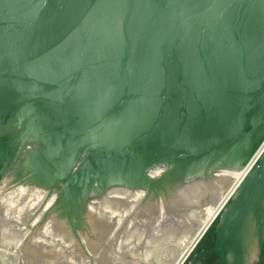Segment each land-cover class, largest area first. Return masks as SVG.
<instances>
[{"label":"water","instance_id":"water-1","mask_svg":"<svg viewBox=\"0 0 264 264\" xmlns=\"http://www.w3.org/2000/svg\"><path fill=\"white\" fill-rule=\"evenodd\" d=\"M263 140L264 0H0V264H174ZM187 256L264 264V150Z\"/></svg>","mask_w":264,"mask_h":264},{"label":"flooded vegetation","instance_id":"flooded-vegetation-1","mask_svg":"<svg viewBox=\"0 0 264 264\" xmlns=\"http://www.w3.org/2000/svg\"><path fill=\"white\" fill-rule=\"evenodd\" d=\"M14 137L15 136H13L12 139ZM33 138L36 139L39 142L42 141V139H39L38 135H31L30 133L29 134H25L22 139H20V138H17L16 139L15 138L16 141L14 143H12V145H14L17 148L16 154H15V158H13L11 160H6L4 164H11V168L14 167V169H15V167L16 168H19L21 165L26 166L27 168H28L29 165H32L34 163L33 159H30L29 160L30 163H26L25 161L27 160V158H25V159L24 158L23 159L22 158L16 159V155H17V152L24 145L23 144L24 143V140H28L29 141V140H32ZM34 144L35 145H32V143H30L29 149L30 148L32 149L34 147L41 148V146H38L39 143H34ZM41 145H42V143H41ZM32 146H34V147H32ZM45 147H47V146H45ZM29 157H31V155ZM32 167H33V165H32ZM169 185L171 186V184H169ZM31 186H35V185L32 184V183H30V178H28V176L26 174L22 176L20 174H14L13 175L12 173H10L8 175L3 176V178L1 177L0 178V213L3 212V216H4L5 211L9 210L10 211V214H8L9 215L8 218H12V219L13 218H16V216H15V215H17L16 214V211H20L21 213H23V212L26 213V209H23V208H25V205H23V203H26L27 202L26 205L30 204L34 200V198L36 197V194H37V193L33 194V192H35V190L32 189ZM27 188H29V189H27ZM40 193H43V196H44L43 198H45L46 195H47L46 193H44L42 191H40ZM26 199H28V201L25 202L24 200H26ZM7 200L8 201H11V204L10 205L6 204V201ZM14 205H15V207H14ZM39 205H40V202L37 204L36 209L33 208V210H32L33 212H30V213H34V214L35 213H38L37 211H39L40 208L42 207V206L39 207ZM8 208H10V209H8ZM38 218H40V217L39 216L35 217V220L31 221V223L33 225L36 224L37 222L35 223L34 221H37V220L39 221ZM6 220H7V218H6ZM27 227H31L30 224H27ZM191 243L192 242L190 241V243L187 245L186 249L189 247V245ZM186 249H185V251H186Z\"/></svg>","mask_w":264,"mask_h":264},{"label":"bare ground","instance_id":"bare-ground-1","mask_svg":"<svg viewBox=\"0 0 264 264\" xmlns=\"http://www.w3.org/2000/svg\"><path fill=\"white\" fill-rule=\"evenodd\" d=\"M264 150V143L261 145V147L259 148V150L255 153V155L252 157L251 161L249 162V165L247 167H245L239 174V176L234 180V183L230 186V188L226 191V193L224 194L223 198L218 202V204L216 205V207L213 209V211L211 212V214L208 216V218L206 219L205 223L203 224V226L198 230V232L195 234V236L198 234L197 238L203 233V231L209 226V224L212 222L213 218L215 216L218 215V213L221 211V209L224 207V205L226 204V202L229 200V198L231 197V195L234 193V191L236 190L238 184L240 183V181L243 179V177H245V175L249 172L252 164L257 160L259 154L262 153V151ZM194 236V238H195ZM193 239L191 240V244L189 245V247L187 248V250L184 252V255L180 258V260H178L177 263L175 264H181L182 261L187 257V255L189 254V252L192 250L195 241L197 240Z\"/></svg>","mask_w":264,"mask_h":264},{"label":"rangeland","instance_id":"rangeland-1","mask_svg":"<svg viewBox=\"0 0 264 264\" xmlns=\"http://www.w3.org/2000/svg\"><path fill=\"white\" fill-rule=\"evenodd\" d=\"M263 143H264V140H263V142L260 144V146L258 147V149L261 147V145H262ZM258 149L255 151V153L258 151ZM255 153H254V154H255ZM254 154L252 155V157L254 156ZM250 159H251V158H250ZM248 162H249V161H248ZM248 162H247V164H248ZM247 164H246V165H247ZM246 165H245V166H246ZM239 174H240V173H239ZM238 176H239V175H238ZM238 176H237V177H238ZM233 183H234V182H233ZM233 183H232V184H233ZM229 188H230V187H229ZM222 198H223V197H222ZM222 198H221V199H222ZM204 223H205V222H204ZM185 249H186V248H185ZM184 252H185V250L182 252V254L179 256V258L177 259V261H176L175 263L178 262V260L180 259V257L183 255ZM187 257H188V256H187ZM185 260H186V259H185ZM175 263H174V264H175ZM182 264H183V263H182Z\"/></svg>","mask_w":264,"mask_h":264},{"label":"crops","instance_id":"crops-1","mask_svg":"<svg viewBox=\"0 0 264 264\" xmlns=\"http://www.w3.org/2000/svg\"><path fill=\"white\" fill-rule=\"evenodd\" d=\"M187 250V249H186ZM184 255V254H183Z\"/></svg>","mask_w":264,"mask_h":264},{"label":"built area","instance_id":"built-area-1","mask_svg":"<svg viewBox=\"0 0 264 264\" xmlns=\"http://www.w3.org/2000/svg\"><path fill=\"white\" fill-rule=\"evenodd\" d=\"M259 150V149H258Z\"/></svg>","mask_w":264,"mask_h":264}]
</instances>
